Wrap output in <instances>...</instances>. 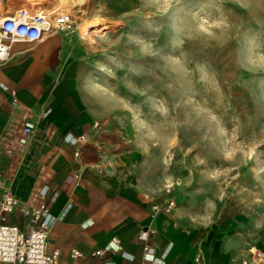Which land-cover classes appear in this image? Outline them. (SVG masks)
Instances as JSON below:
<instances>
[{
    "label": "rangeland",
    "instance_id": "obj_1",
    "mask_svg": "<svg viewBox=\"0 0 264 264\" xmlns=\"http://www.w3.org/2000/svg\"><path fill=\"white\" fill-rule=\"evenodd\" d=\"M77 1L0 6L69 12L71 29L102 34L80 43L82 55L52 63L50 89L68 83L97 121L124 133L126 146L140 153L138 176L164 197L171 186L177 223L200 240L221 228V250L264 264L249 254L252 247L264 251V0ZM71 29L15 42L7 62L17 47L31 55L29 65L44 48L71 51L75 46L61 39ZM88 29L95 31H82Z\"/></svg>",
    "mask_w": 264,
    "mask_h": 264
},
{
    "label": "crops",
    "instance_id": "obj_2",
    "mask_svg": "<svg viewBox=\"0 0 264 264\" xmlns=\"http://www.w3.org/2000/svg\"><path fill=\"white\" fill-rule=\"evenodd\" d=\"M74 27L61 35L75 46L71 51L44 48L42 59L29 65L31 55L17 47L14 59L0 65V198L10 189L22 205H46L57 217L48 231L47 250L58 248L68 264H143L145 246L138 238L143 227L153 231L150 245L157 264H242L220 249L221 228L200 240L170 213L154 211L152 206L163 202V193L147 176H138L140 153L126 146L124 133L97 121L82 107L84 99L72 95L68 83L50 89L46 73L57 58L82 55L81 42L103 39L102 34L91 38ZM25 120L34 128L20 144ZM81 134L85 138L75 146L68 142ZM9 220L27 226L19 212ZM233 226L229 221L224 228L229 231ZM102 247L109 249L92 254ZM72 248L82 255L71 259Z\"/></svg>",
    "mask_w": 264,
    "mask_h": 264
},
{
    "label": "built area",
    "instance_id": "obj_3",
    "mask_svg": "<svg viewBox=\"0 0 264 264\" xmlns=\"http://www.w3.org/2000/svg\"><path fill=\"white\" fill-rule=\"evenodd\" d=\"M73 17L69 12H59L50 16L39 13H30L25 8H19L8 12L0 6V65L6 63L12 55V46L15 42L37 43L48 36L52 28L69 30L73 27ZM13 103H16L15 91H10ZM34 124L31 120H25L19 143L25 144L32 133ZM85 138L83 134L71 136L68 142L76 145ZM78 155V151L74 152ZM73 177L77 178V175ZM1 182V177H0ZM165 197L162 203L152 206L154 211L171 213L176 207V200L171 193V186L165 189ZM19 212L27 218V226L20 227L9 220V215ZM57 217L49 213L46 205L27 207L22 205L12 190L6 189L0 198V264H68L61 259L58 248L47 250L46 242L48 231ZM153 231L149 227H143L139 231L138 238L145 246L143 264H157L153 262L152 246L150 238ZM109 248H98L93 255H102ZM249 254L261 260L264 251L258 248H250ZM71 259L82 255L76 249H70L68 253ZM242 264H250L243 259Z\"/></svg>",
    "mask_w": 264,
    "mask_h": 264
},
{
    "label": "bare ground",
    "instance_id": "obj_4",
    "mask_svg": "<svg viewBox=\"0 0 264 264\" xmlns=\"http://www.w3.org/2000/svg\"><path fill=\"white\" fill-rule=\"evenodd\" d=\"M62 2H64V3H68V4H70V5H74V3H75V0H61ZM79 1V0H78ZM77 1V2H78ZM0 2H1V0H0ZM26 9V8H25ZM28 12H30V13H33V12H31V11H29L28 9H26ZM35 13H38V12H35ZM39 14H41V13H39ZM53 15V14H52ZM90 23H96V20H91V22ZM53 29H55V28H52V30Z\"/></svg>",
    "mask_w": 264,
    "mask_h": 264
}]
</instances>
